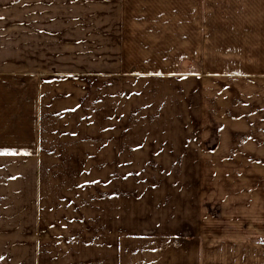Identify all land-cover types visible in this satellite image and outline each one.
I'll use <instances>...</instances> for the list:
<instances>
[{
  "label": "rangeland",
  "instance_id": "374dc122",
  "mask_svg": "<svg viewBox=\"0 0 264 264\" xmlns=\"http://www.w3.org/2000/svg\"><path fill=\"white\" fill-rule=\"evenodd\" d=\"M208 1L199 21L209 41L182 40L181 17V40L165 31L145 42L146 66L165 71L50 81L33 138L34 121L21 122L35 167L20 158L4 264H264V74L232 89L207 72L220 64V16L231 13ZM175 50L183 58L170 74Z\"/></svg>",
  "mask_w": 264,
  "mask_h": 264
},
{
  "label": "crops",
  "instance_id": "0c3cea01",
  "mask_svg": "<svg viewBox=\"0 0 264 264\" xmlns=\"http://www.w3.org/2000/svg\"><path fill=\"white\" fill-rule=\"evenodd\" d=\"M218 3L220 9L231 13L220 16V64L207 68V72L220 74L221 81L233 89L236 81L259 80L264 74L260 67L264 31L259 0ZM205 7L210 8L208 0H0V240L4 232L18 231L14 228L18 212L13 211L12 204L19 200L13 186L21 183L20 158L25 159L22 168H30V163L35 167V146L30 150V135L21 122L34 121L33 138L35 107L44 104L50 81L67 80L69 74L110 81L125 73L163 72L146 66L152 58L145 52V42L157 41L158 34L165 31L175 32L181 40V17H187L188 35L182 40L190 42L198 37L209 41L212 29L209 24L202 28L199 21ZM192 48L188 47L195 57V46ZM178 50L170 55L173 65L166 68L170 74L179 73L183 56ZM173 74L169 77L181 82ZM197 79L201 76L190 75L186 80L192 84ZM21 83L27 84V95L21 96ZM25 106L33 108L32 115L20 114ZM10 216L12 220L4 227V218ZM4 259L0 252V264ZM192 261L196 264L197 258Z\"/></svg>",
  "mask_w": 264,
  "mask_h": 264
}]
</instances>
